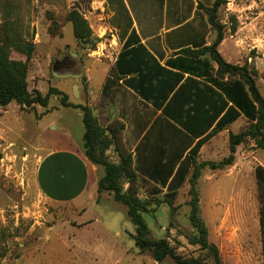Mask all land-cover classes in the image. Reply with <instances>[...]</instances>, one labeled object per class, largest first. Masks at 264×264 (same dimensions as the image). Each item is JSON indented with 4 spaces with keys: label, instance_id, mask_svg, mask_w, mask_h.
I'll list each match as a JSON object with an SVG mask.
<instances>
[{
    "label": "rangeland",
    "instance_id": "rangeland-1",
    "mask_svg": "<svg viewBox=\"0 0 264 264\" xmlns=\"http://www.w3.org/2000/svg\"><path fill=\"white\" fill-rule=\"evenodd\" d=\"M217 18L224 39L218 50L234 65L246 66L264 97V0H221ZM214 0H0V44L12 22L25 41L34 44L28 64L31 93L43 96L53 88L69 102L92 109L99 126L118 141L107 151L118 164L132 155L146 124L159 112L120 85L114 72L125 38L132 28L147 43L172 46L203 39L210 45L216 32L207 23ZM204 9L197 12L199 5ZM77 11L89 24L91 42L77 41L68 15ZM186 25L167 34L178 23ZM170 54V52L168 51ZM14 60L26 56L11 49ZM114 80L111 96L103 86ZM52 95L48 108L11 103L0 107V264H160L150 252H140L136 227L127 207L109 192H99L104 168L89 173L86 192L75 201L52 200L44 191L42 160L73 142L84 151L82 112ZM249 127L238 118L211 137L199 151L197 165L218 164L231 155L230 138ZM111 133H110V131ZM264 167V151L247 138L236 147L234 163L201 168L196 183L200 217L208 240L219 250L222 264H264L260 231V188L255 169ZM169 204L166 190L137 176L134 189L144 202L143 217L153 240L166 239L184 256H206L191 240L197 236L189 221L190 178ZM129 184H125L127 190ZM161 264H175L167 258ZM209 264H211L209 262Z\"/></svg>",
    "mask_w": 264,
    "mask_h": 264
},
{
    "label": "trees",
    "instance_id": "trees-1",
    "mask_svg": "<svg viewBox=\"0 0 264 264\" xmlns=\"http://www.w3.org/2000/svg\"><path fill=\"white\" fill-rule=\"evenodd\" d=\"M221 4V0H214L211 8L206 9L207 23L217 34L215 41L207 45L203 39L192 38L184 45L178 44L174 48L178 50L165 60L164 65L161 63L165 59L164 53L154 50L155 53L143 44L135 28L125 38L115 63L116 79L142 102L150 104L156 112L160 111L142 130L135 149V165L132 155H121L118 164L108 160L107 151L117 143L118 136L115 132L106 135L90 107L69 102L66 95L53 88L45 96L28 90V64L34 44L24 40L15 23L6 27L5 38L0 44V107L16 102L26 108L37 105L48 108L50 97L60 95L64 107L79 109L85 129V156L95 166L104 168L98 183L99 192L111 193L115 201L127 207V214L136 227L133 235L136 247L140 252H150L160 264L167 258L175 264H222L219 250L209 242L207 226L200 217L196 189L200 170L206 165L213 169L233 165L236 147L247 138L253 139L256 147L264 151V97L247 67L227 62L218 50L224 39L223 26L217 18ZM198 5L197 12L204 9L203 5ZM67 18L73 24L77 41L91 42L87 20L77 11L70 12ZM186 21L177 26H183ZM11 49L26 56V61L12 59ZM114 83V80H108L104 84L102 94L105 98L111 96ZM240 117L249 122V127L240 134L231 135V155L218 164L198 166L197 157L203 145ZM192 168L189 221L197 236L192 238L191 244L205 251L206 256L187 257L178 253L166 239L149 237L150 229L143 217L146 206L138 198L134 182L139 175L160 187L154 190L156 195L165 189L166 201L171 204ZM255 177L260 188V231L264 248L263 166L256 167ZM127 183L129 188L125 190Z\"/></svg>",
    "mask_w": 264,
    "mask_h": 264
},
{
    "label": "crops",
    "instance_id": "crops-1",
    "mask_svg": "<svg viewBox=\"0 0 264 264\" xmlns=\"http://www.w3.org/2000/svg\"><path fill=\"white\" fill-rule=\"evenodd\" d=\"M183 25H186V23H184ZM181 26L182 25L175 26L174 28L169 29L170 31L167 34L181 29ZM141 38L142 43L145 44L153 52L156 53V51L154 50H158L159 52L164 53L165 59L161 62L163 65L165 60L170 58L173 53L178 50L174 49L178 45H173L172 47L170 45L168 46L167 44L165 46L162 43L159 44L158 41H156L155 44H147L150 41H153V39H155L156 37L144 39L141 36ZM168 51L170 52V54L168 53ZM127 90L135 94L130 89ZM42 164L43 167L41 171H43L44 176L42 177L44 191L52 200L61 202L75 201L81 195H83L87 190V186L90 180L88 172L95 173L97 171L96 166L92 164L85 156L84 151H82L78 146L74 145L71 141L67 143L64 149L54 150L48 155V157L45 156L42 160Z\"/></svg>",
    "mask_w": 264,
    "mask_h": 264
}]
</instances>
